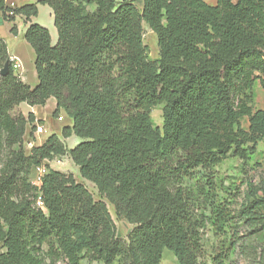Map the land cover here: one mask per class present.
<instances>
[{"label": "trees", "instance_id": "trees-1", "mask_svg": "<svg viewBox=\"0 0 264 264\" xmlns=\"http://www.w3.org/2000/svg\"><path fill=\"white\" fill-rule=\"evenodd\" d=\"M142 1L140 9L134 0H38L14 8L0 0L5 19L20 15L29 23L24 38L38 76L34 87L24 82L0 38V71L9 64L0 75V264H161L165 248L180 264H204L203 230L211 223L223 232L232 219L212 169L230 157L250 158L264 139V108L250 104L256 82L264 87V0ZM39 4L53 11L56 43L32 21ZM144 23L157 36V60L149 57ZM51 97L54 116L64 110L72 124L27 152L36 116L14 112ZM160 104L162 128L152 117ZM73 135L81 141L69 148L62 138ZM65 155L118 218L134 225L128 240L118 236L105 201L45 164ZM42 164L48 172L37 186L31 176ZM260 190L242 210L256 231L264 230ZM229 257L220 251L215 261ZM256 260L264 264V247Z\"/></svg>", "mask_w": 264, "mask_h": 264}, {"label": "rangeland", "instance_id": "rangeland-1", "mask_svg": "<svg viewBox=\"0 0 264 264\" xmlns=\"http://www.w3.org/2000/svg\"><path fill=\"white\" fill-rule=\"evenodd\" d=\"M37 1L26 0V2H24L23 0H6L7 5L12 8ZM134 1L140 9L143 8L142 0ZM206 1L208 3H216V0ZM40 19L47 22L50 20V16L45 11H42ZM23 21L27 24L25 17L22 16L18 22L22 25ZM14 22L15 21L11 22V29L13 26L17 28V24ZM143 26L144 42L149 48V57L152 60H157L159 59L157 36L146 23H144ZM15 42L16 40L10 41L13 46L15 45ZM11 60L14 63L19 61V59L13 55H11ZM250 104L254 111L264 108V87L260 81H257L253 88V99ZM163 107V104L157 105L152 112L154 123L160 128L163 127ZM17 112H19V110H15L14 113ZM47 113L48 117L45 121V125L48 130L42 134L43 138H46L52 133L61 134L62 126L66 123V118H69L64 110L61 111V113L65 115L63 121L57 120V116H54L52 112ZM241 122L245 129L249 128V120L247 117H244ZM33 132H35V130ZM29 137L32 138L30 132L29 135H27V141L30 143ZM78 139L81 140L80 137H78ZM27 141H25V149L28 150L30 145ZM66 145L69 147L71 143L66 142ZM46 164L56 170L73 174L78 182L83 183L89 189L95 200L105 201L116 223L118 236L122 239L128 240L129 234L134 225L124 218H118L114 205L99 193L94 183L81 176L79 167L70 157H58L52 161H48ZM212 174L218 191V201L224 207L228 208L232 215V219L229 221L223 232H220L219 230L217 231L211 223L203 230V252L201 260L204 264H217L215 261L217 253L225 251L230 255L225 264H257V253L260 251V248L264 247V230L256 231L255 228L252 229L251 224L246 222L245 217L242 215V210L246 208L249 202V195L253 190L258 189L260 191L258 195H262V190L260 189L261 187H264V139L259 141L257 152L250 158L243 160L238 157H230L221 164L215 166L212 169ZM31 180L32 182L36 180L35 171L31 176ZM234 242L235 245L231 246ZM55 264H66V262L64 259H59ZM82 264L88 263L84 260L82 261ZM93 264L103 263L94 262ZM116 264H122V262H117ZM161 264L180 263L175 257L173 251L165 248Z\"/></svg>", "mask_w": 264, "mask_h": 264}, {"label": "crops", "instance_id": "crops-1", "mask_svg": "<svg viewBox=\"0 0 264 264\" xmlns=\"http://www.w3.org/2000/svg\"><path fill=\"white\" fill-rule=\"evenodd\" d=\"M19 1H21V0H19ZM23 1L26 2V0H23ZM34 1H37V0H34ZM210 4L215 5L216 3H210ZM47 6L48 5H45V4H39V13L37 16L32 17V21L39 23V24L45 26L46 28H48L50 33H51V36H52V42L56 43V41L58 39V33H57V29H56L55 24H54V15H53V11H52L51 7L50 6L47 7ZM42 11H45L46 13L49 14V16H50L49 21L44 22L43 20H41L42 18L40 19V14ZM21 18H22V16H20V15L16 16L14 23L17 24V28H16L17 33L15 34L11 31V24H12L11 21H8L7 19H5L4 16L2 15V13L0 12V38L4 39L6 41L10 57H11V55H13L16 58H18L20 61L21 67L19 69H17L16 72L20 75V77L22 78V80L24 82H26L30 86L34 87L38 83V76H37V72L35 69L36 54H35V51L32 48V46L24 38V33L27 30L28 23L26 24L25 21H23L22 25H20L18 21ZM11 40H16L14 46L10 43ZM56 106H57L56 99L54 97H51L47 100L45 105L31 106L27 103H21L16 108V110H19V112H22L25 115H28L30 112L34 113L36 116V126L37 125H43L46 129V132H47L48 129L46 128V125H45V121L48 117L47 112H52L54 114ZM60 115H63V113H60ZM63 116L65 119V115H63ZM57 120H58V117H57ZM71 124H72V119L67 117L66 123L64 125H71ZM29 132H30V128L27 129L25 141H27V135H29ZM42 134L43 133L37 134V132L35 130L32 138L29 137L30 143L28 141L27 142L29 143L30 148L28 150L26 149L27 152L30 151L32 146L40 145L48 138V136L46 138H43ZM58 135L60 136L61 134H58ZM62 140L65 142V144H66V142L71 143L69 148L76 146L81 141L75 135H73L69 138H65V139L62 138ZM65 156L69 157L68 155H65ZM48 161L49 160H46L45 164Z\"/></svg>", "mask_w": 264, "mask_h": 264}, {"label": "built area", "instance_id": "built-area-1", "mask_svg": "<svg viewBox=\"0 0 264 264\" xmlns=\"http://www.w3.org/2000/svg\"><path fill=\"white\" fill-rule=\"evenodd\" d=\"M10 60H11V57H10ZM13 64H14V67L16 70L21 67V64L19 63V61H17L16 63L13 62ZM58 120L63 121L64 116L59 115ZM36 132H37V134H41V133L46 132V129L43 125H37L36 126ZM35 172H36V180L33 183L37 186H40L41 182H42V177L48 172V168L45 164H42V165H39L35 168ZM37 204L39 206L43 207V201L41 199V196L38 197Z\"/></svg>", "mask_w": 264, "mask_h": 264}, {"label": "water", "instance_id": "water-1", "mask_svg": "<svg viewBox=\"0 0 264 264\" xmlns=\"http://www.w3.org/2000/svg\"><path fill=\"white\" fill-rule=\"evenodd\" d=\"M9 72V64L7 63L5 67L0 71V75H6Z\"/></svg>", "mask_w": 264, "mask_h": 264}]
</instances>
